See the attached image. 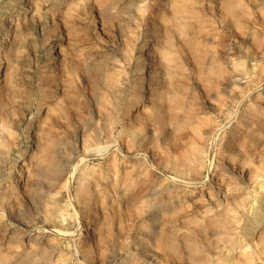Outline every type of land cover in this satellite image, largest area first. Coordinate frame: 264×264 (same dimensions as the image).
<instances>
[{
  "label": "rangeland",
  "instance_id": "rangeland-1",
  "mask_svg": "<svg viewBox=\"0 0 264 264\" xmlns=\"http://www.w3.org/2000/svg\"><path fill=\"white\" fill-rule=\"evenodd\" d=\"M190 1L186 4L188 26L181 34L171 18L178 0H0V99L5 102L0 109V196H10L7 202H11L0 201L4 211L0 218V264H120L128 252L135 253L137 264H163L162 251L147 232L153 221L165 226L169 204L160 201L172 199L175 191L158 190L162 182L156 178L162 163L158 164V157L144 147L128 150L126 140L132 138L124 125L144 122L151 139L147 147L156 149L159 128L153 115V91L163 89L170 96H181L180 100L167 98L165 108L169 111H164L168 114L182 116L189 110L187 115L194 120H220V110L225 106L210 96H242L239 82H248L253 73L242 79L237 67L264 63V58L257 60L241 48L213 9L216 4L211 0ZM261 30L259 36L264 38ZM147 37L156 54L154 67L140 61L138 47ZM166 37L172 39L166 48L174 59L170 66L164 62L166 53L161 49ZM206 64L224 70V77L206 70ZM98 65L102 69L97 76ZM149 74L146 100L136 107L137 113H127L141 80ZM263 82H249L245 96H257L264 89ZM109 116L116 122L112 132L106 123ZM186 133L182 132L183 138ZM112 158L118 163V180L126 170L134 173V161L140 162L141 171L140 177L134 176L130 192L121 194L120 189L113 202L100 179ZM55 160L57 167L53 168ZM55 168H59L57 176ZM168 174L173 175L170 170ZM83 181L91 185L86 201L79 193ZM200 188L188 190L193 191L189 194L192 200L183 210L184 218L201 216L207 208L204 203L210 202V195L205 186L206 194L201 197L204 192ZM148 198L158 204L155 208L145 206L139 213L137 205L146 204ZM90 212L95 214L97 251L93 257H88L80 231L81 220ZM14 221L31 227L30 238L15 235ZM144 221L149 227L146 230L141 226Z\"/></svg>",
  "mask_w": 264,
  "mask_h": 264
},
{
  "label": "bare ground",
  "instance_id": "bare-ground-1",
  "mask_svg": "<svg viewBox=\"0 0 264 264\" xmlns=\"http://www.w3.org/2000/svg\"><path fill=\"white\" fill-rule=\"evenodd\" d=\"M22 1L27 0H19V2ZM178 1L179 4L178 6L174 7V15L171 18H173L172 22H175L176 24L175 28L182 34L184 33L182 31L185 29V27L188 26V20L186 19V12L188 11V9L186 8V4H188L190 0ZM211 3L216 4L213 6V9L217 10V13H219L221 17V21L224 22L226 28H228L229 31H232L231 34L235 35V40L240 44L241 48H245L246 50L251 52V55L254 56L257 60L263 59L264 38H260L259 30L261 29H259V27H257L256 25L259 24V26L262 27L261 31L264 32V0H211ZM166 38L165 40L163 39L165 43H162L163 45L161 49H163L164 55L166 53L165 56L162 55L164 57V60L166 59L164 62L168 63V65L170 66L172 65L174 59H172L171 56H168L170 54L167 50V47L170 45L172 39L168 37ZM138 48L140 51V61L144 63L146 62L150 64L151 67H154L157 63L155 56L156 54L153 52L154 50H151V43L149 38L147 37L143 39ZM259 52L263 54L260 55ZM201 55L203 54L201 53ZM199 60L200 62H202L204 58L200 57ZM212 64L214 66V63ZM242 65L244 66V68H241V66L240 68L237 67V69H239L237 71H239V75L242 77V79L246 78L249 73H253L248 82H239L242 93L240 94L242 96H210L213 101L216 100L215 103L217 102L219 105L225 106V108L222 107L220 110V120H217L216 118L211 119L212 117H200L197 120H194L192 119L194 117L193 115L192 118L191 116L187 115L189 110L185 115L182 116H180L181 113H178L179 115H176L177 113L174 114L173 112V114H168L167 111H169V109L167 107L165 108V102L167 98L177 97L180 100L181 96H170L169 92H166V90L164 91L163 89H159L152 92L155 104H153L154 109L151 107V110H154L153 115L155 114L156 116L159 128V130L157 129L159 131V135L156 149H154L153 147H147L148 145H150L151 139H148L147 132L145 133V126L143 125L144 122L137 121L136 124L134 123L135 126L132 125L133 127L125 123V125L123 124L124 126H127L129 128L132 138L129 142H127L126 140V144H128L127 147L129 148L127 149L131 150L133 147H144V149H148V153L150 152L153 156L158 157V164L162 163V170L161 172L159 171L160 173L159 175L157 174L158 176L156 178L160 179L162 183L159 182V185L161 186H157L159 188L157 189H167L168 192L175 191L172 199L167 198L165 200L161 198L162 200L160 201V203L167 205L169 204L166 208L167 214L165 216L163 215L165 226L161 227L158 223H154V221L151 224V228L147 227L146 221H144L141 225L144 230L149 228V232L146 231L147 237L151 238L153 236L152 241H154L155 247L162 251V255L160 254V260H162L161 263L163 264H264V89L260 93H258L257 96H245L246 87L249 82L251 84H256L257 82H262L264 80V63L256 64L250 68L248 66L245 67L244 64ZM216 67H211L210 64V66H208L206 70L210 69L212 74L217 77L219 76V78L222 75L224 77V70L221 71V69ZM101 69V66H96L97 76L100 75L99 73H101ZM168 75L169 77L172 75L170 70ZM150 76H152V74L147 75L141 80L139 88L136 89L134 98L131 99L130 103L127 106V113L131 114L133 112H136V107L144 100H146V91H148L149 89L148 82ZM108 81L111 80L108 79ZM167 81H169V79ZM171 87H173V85ZM4 105L5 102L1 101L0 99V109ZM164 108L168 110L164 111ZM197 116L195 115V118ZM133 120L136 121L135 119ZM106 123L108 124L109 129H111L112 132L116 123L115 120L109 116ZM184 130H186L187 132V136L184 135L185 138H183L182 136V132ZM3 136H5V134ZM153 142L154 140L152 141V144H154ZM49 151L51 150H48V152ZM103 152L104 151H102L101 153L103 154ZM116 161L117 160L115 158H112V160L107 163V167L104 168V173L101 174V177L99 176L103 181L101 182L104 184V187H102L106 189V191L110 192L109 201L111 202H113L117 198L116 193L120 189H122L121 194L126 190L130 192L129 189H131L130 187L135 181L134 176L138 178L141 175V171H139L138 168L140 162L134 161V173L133 171H130V169L129 172L128 170H126L124 171L126 173H123L124 175H122V179L120 176V180H118L119 168ZM55 162L56 160L53 162V168L57 167L54 166ZM58 163L59 161H57V164ZM13 168L15 169L16 166L14 165ZM57 169L59 170V168ZM168 169L170 170V172H172L173 175L168 174ZM58 170H56L55 173L52 172L51 174L54 173V175L57 176L56 173L59 174V172H57ZM131 172L134 175H132ZM12 176L13 170L10 171L9 179L12 178ZM109 178L111 179V181H109ZM205 186L207 188L206 193L210 195V202L204 203V200H202V202L205 204V206H207V208L203 209L204 211L202 212L201 216L184 218L183 210L190 206V203L187 204V202L189 200H192L189 198V194H191L193 191L188 190L191 187H201V192H204L201 193L202 197L206 194L204 191L205 189H203ZM80 190L79 193L81 199L83 201H86L91 196L90 183L87 181H83L81 183ZM9 197L10 196H7L6 194L3 197L0 196V201L2 202V204H9L10 201L7 202V198ZM148 201L149 202H147L146 204L142 205V203H140L139 205H137L139 213L145 211L143 210L145 206L155 208L158 204L151 202L149 198ZM261 203L263 204L260 205ZM55 208L56 206L53 207V210ZM1 211L2 210L0 209V212ZM0 214V218H3L4 211H2ZM62 214L63 213H61V215ZM12 223L14 226H16L14 228V233L16 236L26 235L30 238V233L32 231L30 226L17 224L15 221ZM94 225L95 214L93 212H90L88 216L80 222V231L84 234L83 240L87 244L86 253L88 257H93L94 252L97 251L94 249ZM199 236L201 239H198ZM30 254L32 253L27 254V256ZM38 255L40 256L39 253ZM1 256L2 254L0 255V257ZM6 256H4L3 260ZM3 260L1 261V263L3 262ZM34 260H36V258H34ZM137 263L138 257H136L135 253L128 252V254L120 264Z\"/></svg>",
  "mask_w": 264,
  "mask_h": 264
}]
</instances>
